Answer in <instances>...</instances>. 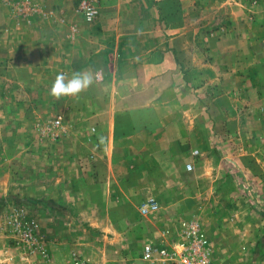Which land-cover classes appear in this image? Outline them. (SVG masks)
Returning a JSON list of instances; mask_svg holds the SVG:
<instances>
[{
    "label": "rangeland",
    "instance_id": "1",
    "mask_svg": "<svg viewBox=\"0 0 264 264\" xmlns=\"http://www.w3.org/2000/svg\"><path fill=\"white\" fill-rule=\"evenodd\" d=\"M159 20L177 27L160 38L186 30L175 55L203 76L181 96L200 108L191 160L149 141L151 110L136 114L142 141L104 145L89 89L50 94L89 57L80 0L0 1V264H166L144 244L172 249L191 222L213 263L264 264V0H176ZM148 196L160 208L142 215Z\"/></svg>",
    "mask_w": 264,
    "mask_h": 264
},
{
    "label": "crops",
    "instance_id": "2",
    "mask_svg": "<svg viewBox=\"0 0 264 264\" xmlns=\"http://www.w3.org/2000/svg\"><path fill=\"white\" fill-rule=\"evenodd\" d=\"M175 1L100 0L99 15L86 27L91 43L83 70L91 71L94 77L88 88L87 109L96 111V115L101 113L100 117L93 115L91 123L95 118L99 121L97 131L104 145L142 141V129L147 124L136 114L151 110L157 120L155 132L161 138L153 135L149 141L157 142L161 153L163 148H170L165 157H175L182 151L181 157L193 159L187 142L198 143L192 132L199 123L200 108L186 104L181 96L187 94L189 75L203 76L195 69L184 73V58L175 55V51L192 44L179 38L186 33L183 27L180 35L167 37L161 33L159 37V31L177 29L174 23L167 27L159 20ZM181 3L188 8L189 0ZM129 119L124 133L122 126ZM105 148L111 157V147ZM185 166L183 170L187 171ZM261 171L264 178V169Z\"/></svg>",
    "mask_w": 264,
    "mask_h": 264
},
{
    "label": "built area",
    "instance_id": "3",
    "mask_svg": "<svg viewBox=\"0 0 264 264\" xmlns=\"http://www.w3.org/2000/svg\"><path fill=\"white\" fill-rule=\"evenodd\" d=\"M98 2L99 0H81L80 10L84 13L88 22L96 19L98 15ZM198 153V149H194L192 152L194 156L198 155ZM185 168L187 171L193 170V162H188ZM159 208L158 199L155 196H148L141 202L139 212L142 215H148L157 212ZM184 229L177 246L172 247V249H169L168 246H155L150 243L144 244L142 248L144 259L153 263L162 262L166 264H215L211 260L209 239L200 224L191 222Z\"/></svg>",
    "mask_w": 264,
    "mask_h": 264
},
{
    "label": "clouds",
    "instance_id": "4",
    "mask_svg": "<svg viewBox=\"0 0 264 264\" xmlns=\"http://www.w3.org/2000/svg\"><path fill=\"white\" fill-rule=\"evenodd\" d=\"M93 82L94 77L89 70L73 71L70 77L67 73L60 72L55 77L50 94L57 99L63 96L77 97L87 91Z\"/></svg>",
    "mask_w": 264,
    "mask_h": 264
}]
</instances>
